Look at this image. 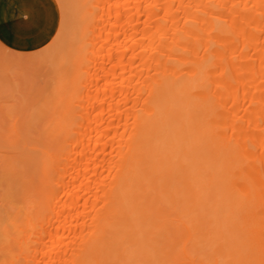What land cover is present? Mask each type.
<instances>
[{
	"label": "bare ground",
	"instance_id": "6f19581e",
	"mask_svg": "<svg viewBox=\"0 0 264 264\" xmlns=\"http://www.w3.org/2000/svg\"><path fill=\"white\" fill-rule=\"evenodd\" d=\"M57 2L0 45V264H264V0Z\"/></svg>",
	"mask_w": 264,
	"mask_h": 264
},
{
	"label": "crops",
	"instance_id": "0c3cea01",
	"mask_svg": "<svg viewBox=\"0 0 264 264\" xmlns=\"http://www.w3.org/2000/svg\"><path fill=\"white\" fill-rule=\"evenodd\" d=\"M60 23L57 0H0V45L13 51L31 52L43 48L55 36Z\"/></svg>",
	"mask_w": 264,
	"mask_h": 264
},
{
	"label": "rangeland",
	"instance_id": "374dc122",
	"mask_svg": "<svg viewBox=\"0 0 264 264\" xmlns=\"http://www.w3.org/2000/svg\"><path fill=\"white\" fill-rule=\"evenodd\" d=\"M60 11H61V8H60ZM61 15H62V11H61ZM1 53H2V49L0 48V56H1ZM1 75V74H0ZM1 83H2V79H1V77H0V85H1ZM4 93H8V92H4ZM4 93H0V96H2V97H4L5 96V94ZM6 97V96H5ZM5 97H4V100H5ZM7 98V97H6ZM8 98H11L12 99V97L11 96H9ZM6 99V101H2L3 100V98H1L0 97V109H3V110H5V107L6 106H8L9 105V103L11 102L10 100L11 99ZM3 112V111H2ZM1 148V147H0ZM2 149V148H1ZM0 153H2V154H4V151H3V149L2 150H0ZM2 173H3V171H2ZM3 175V174H2ZM3 179H4V177H2ZM5 180V179H4ZM3 180V181H4ZM3 181H1V182H3ZM4 185V184H3ZM2 186H0V188H1ZM5 189V188H4ZM2 190H3V188H2ZM4 191V190H3ZM0 196H1V192H0ZM0 214H2V215H0V216H2V217H0L1 219H0V221H3V219L2 218H4V216H3V213L2 212H0ZM1 223H3V222H1ZM3 224H0V226H2Z\"/></svg>",
	"mask_w": 264,
	"mask_h": 264
}]
</instances>
